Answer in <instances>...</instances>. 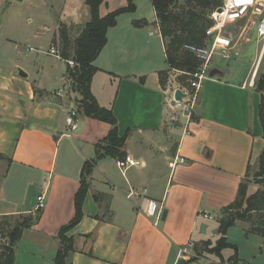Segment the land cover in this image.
<instances>
[{
	"label": "crops",
	"instance_id": "obj_1",
	"mask_svg": "<svg viewBox=\"0 0 264 264\" xmlns=\"http://www.w3.org/2000/svg\"><path fill=\"white\" fill-rule=\"evenodd\" d=\"M106 1L99 5L100 16L117 9ZM152 10L150 20L138 18L144 26L119 15L93 62L98 70L90 91L99 106L111 108L118 135L129 132L121 150L137 165L120 170L118 159L109 155L92 163L82 217L66 232L73 239L68 264L187 261L181 249L217 240L218 213L235 199L248 165L256 163L264 146L259 96L248 86L264 49L244 75L211 67L218 72L202 81L192 105L186 85L177 81L175 69L168 70ZM89 18L85 0H0V216L33 217L15 244L14 264H55L58 233L74 216L83 165L95 158L96 144L110 130L108 123L79 110L78 93L55 94L68 60L49 49L59 44L61 25L72 43ZM152 25L159 43L151 40ZM160 71L168 72L164 86ZM176 89L184 93L179 105L172 104ZM69 109L76 112L75 129L65 122ZM253 190L248 186L247 194ZM41 193L45 205L38 213L34 205ZM154 204L165 212L157 225L146 214ZM228 230L227 241L235 245ZM227 261L220 258L219 264Z\"/></svg>",
	"mask_w": 264,
	"mask_h": 264
},
{
	"label": "trees",
	"instance_id": "obj_2",
	"mask_svg": "<svg viewBox=\"0 0 264 264\" xmlns=\"http://www.w3.org/2000/svg\"><path fill=\"white\" fill-rule=\"evenodd\" d=\"M135 0H127L126 5L100 16L99 5L103 0H85L89 8L90 18L82 26L79 35L71 43L66 26L59 27L60 42L58 44L59 53L62 59L72 60L73 66L67 64L65 78L70 81V90L80 95L79 110L86 116L104 121L110 125V130L106 136L96 144V156L89 162L86 161L82 168V179L75 197V213L70 221L59 230L58 237L60 245L55 256V264H68L67 256L73 249V239L66 235V232L75 226L82 217L81 204L88 188L86 176H88L92 163L103 155L111 157H125L121 150L129 134L126 131L122 136L118 135L117 121L111 108H103L98 105L90 91V81L94 73L98 70L93 62L101 52L107 42V31L114 27L117 18L123 13H131L136 10ZM156 14L159 32L163 39L164 51L168 70L178 69L193 73L200 67L201 61L192 53L186 51L185 44L205 46L209 43L206 29L212 25L209 14L212 10L222 4V0H151ZM134 26H144L146 21L133 20ZM206 40V42H205ZM167 71H160L159 82L165 85ZM187 75V74H185ZM142 80V78H139ZM184 85V83H180ZM256 91H259L260 98L257 107L258 120L261 127V135L264 140V74L255 83ZM256 177L259 184H264V146L256 160ZM250 166L248 165L245 179L239 184L235 199L222 208L220 212L227 210L226 217L218 222V238L216 246L209 250L221 258V252L225 248L233 249L234 253L229 257L231 264H242L239 262L236 245L229 243L226 238L228 228L233 226L237 220L251 223L250 231L245 234H258L264 238V190L257 189L247 195V183ZM41 210H37L39 213ZM258 216L257 222L253 219ZM13 216H0V237L4 242L0 246V264H14V247L24 229L30 227L33 217L31 215H18L11 227L10 220ZM7 227H11L8 229ZM202 244L209 247L210 240L202 241ZM197 251V247L194 249ZM197 257H190L185 264L196 260ZM248 264V263H243Z\"/></svg>",
	"mask_w": 264,
	"mask_h": 264
},
{
	"label": "rangeland",
	"instance_id": "obj_3",
	"mask_svg": "<svg viewBox=\"0 0 264 264\" xmlns=\"http://www.w3.org/2000/svg\"><path fill=\"white\" fill-rule=\"evenodd\" d=\"M262 1L264 2V0H262ZM112 2L113 3L108 2V0L106 1L107 5L109 7L110 6H113V7L117 6L116 8H119V6H123L124 4H126L127 0H112ZM134 3L136 6V11H134L133 13H128V14L126 13V14H122V15H125L124 17H126V19L132 17L134 20H138V18H143V17L148 16V20H150L149 18L152 17V13H153L151 1L150 0H135ZM114 9H112V10H114ZM256 18H258V17L256 16ZM252 20H253V18H252ZM252 20L247 21L245 23V26L241 25V27H239V30L236 32L234 31V29H235L234 26L236 23H233V24L227 26L226 29L230 28L229 31L235 32L234 33L235 37L237 36L239 31H243V35L238 41H236L235 48L231 49L229 53L222 54L220 52V53L214 55L213 56L214 65H212V63H211L209 65V69H211V67H213V66L218 67L220 69L221 68L226 69L227 67H230L234 70L235 73L232 76H235V77H237L238 75H240V76L244 75V73L248 69H251L252 60L257 56V53L261 47V42L256 39L255 25H253ZM240 28H241V30H240ZM150 29L154 32L151 40L159 43L158 42V36L156 34L157 29L155 32L153 25L151 26ZM247 38L250 39V41H248L246 43L244 41ZM235 39H234V41H235ZM205 42H206V40H205ZM236 51L238 53L237 55L235 54ZM162 61H163V67L162 68L165 69L166 63H165L163 58H162ZM260 63L261 64H260L259 69L257 71V74L254 78L255 83L258 81V79L261 77V75L264 74V56L261 58ZM180 71L181 70L175 69V72H172V73H173V75L174 74L177 75L176 79L179 83H184V85H186V88L188 89L187 91H188L190 99H191L192 94H193L192 87L190 86L192 77L189 75H185ZM208 73L209 72L206 73L207 78L209 77ZM65 80L70 85V81L67 78H65ZM70 87H71V85H70ZM252 88L256 91V85L253 84ZM256 92L258 93V96L260 98L259 91H256ZM179 119H180L181 124H182L181 116L179 117ZM116 158L118 160H123L125 157H123V158L116 157ZM256 172H257V164L254 163L250 167L247 180H245L248 186H250V185L253 186L254 192L257 189H263L264 190V184H259L258 182H256L258 179V177H256ZM226 215H227V210L225 212L218 213L216 221L219 222V220L222 219V217H226ZM13 217L14 218H12L9 221L11 224V227L13 226L15 219H16V216H13ZM253 219L255 220V222H257L258 216H254ZM210 223H215V222L211 221ZM250 225H251L250 222L237 220L235 222V224L233 226H231V228L228 230V237H229L228 240L235 243V245L237 247V254H238L239 258L242 259V261H244L246 263L249 262L250 264H264V238L260 237L258 234H254V233L253 234H251V233L245 234L247 231L248 232L250 231V229H251ZM11 227H7V228L11 229ZM4 240H5L4 238L0 237V246L2 245ZM214 246H216V240L211 241V245H209V247L207 246V248H206V245L202 244L201 242L194 243L193 245L189 246V249H188L189 250L188 251L189 257H193V255H194V256L198 257L197 260L199 262L206 261V264H219L220 263L219 262L220 257L216 256V254L209 252V250H207V249L213 248ZM195 247H197V251L194 250ZM232 253H233V249L225 248L221 252V255H222L221 258H224V262H226L228 257L230 255H232ZM227 262H228L227 264L232 263L229 261H227Z\"/></svg>",
	"mask_w": 264,
	"mask_h": 264
},
{
	"label": "built area",
	"instance_id": "obj_4",
	"mask_svg": "<svg viewBox=\"0 0 264 264\" xmlns=\"http://www.w3.org/2000/svg\"><path fill=\"white\" fill-rule=\"evenodd\" d=\"M256 16L258 18H256ZM209 18L212 21V25L206 29V35L209 38V43L205 46H196L193 44H185L183 46L186 51L194 54L201 61L200 67L193 73L180 71L183 74H187L192 77L190 83L193 91L191 98L192 105H194L198 97L202 81L207 78L206 73L210 70L209 64L213 56L220 52L222 54H227L231 49H234L236 41L242 37L243 31H239L236 37L234 33L239 30L241 25L245 26V23L249 20H252V18V23L255 25L256 39L261 42V49H264V2L262 0H222V4L210 12ZM233 23H236L234 29L235 32L229 31L230 28L226 29L227 26ZM156 29L159 31L158 23L156 24ZM152 33L153 32H151V34ZM49 53L56 56L57 58H61L58 43H56L55 46L50 47ZM235 54H238L237 51ZM67 62L70 66L74 65L72 60H68ZM257 70L258 62L253 66L248 81V86H253ZM69 88V83L64 80V83L58 90H56L55 94L63 96V94L68 91ZM177 104L179 105L181 102ZM75 115L76 112L74 109H69L65 122L70 129H75L76 127L74 120ZM180 161L183 160L180 159ZM134 165H137V162H134L129 157H125L123 160L116 161V166L123 171ZM149 202L150 204L153 203V201ZM44 205L45 194L41 193L35 199L34 209L36 211L42 210ZM146 214L149 217H153L154 224L157 225L160 217L162 216V207L160 205L154 204L152 210L147 209ZM204 216L208 217L207 215ZM188 249L189 248H183L180 250V253L190 258ZM202 264H206V261H203Z\"/></svg>",
	"mask_w": 264,
	"mask_h": 264
},
{
	"label": "water",
	"instance_id": "obj_5",
	"mask_svg": "<svg viewBox=\"0 0 264 264\" xmlns=\"http://www.w3.org/2000/svg\"><path fill=\"white\" fill-rule=\"evenodd\" d=\"M218 71L217 70H212L209 72V76H214ZM19 75H23V76H26L25 73H23L21 70H19ZM183 97H184V93L180 90V89H176L174 91V102H172V104H174L175 102L177 103H180L182 102L183 100ZM34 202V200H32V203ZM165 216V212H163L162 214V218H164Z\"/></svg>",
	"mask_w": 264,
	"mask_h": 264
}]
</instances>
